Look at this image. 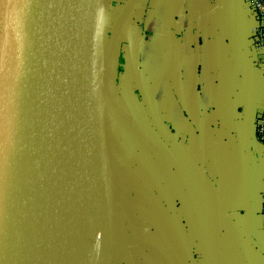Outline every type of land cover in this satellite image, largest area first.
I'll return each mask as SVG.
<instances>
[{
    "label": "crops",
    "instance_id": "1",
    "mask_svg": "<svg viewBox=\"0 0 264 264\" xmlns=\"http://www.w3.org/2000/svg\"><path fill=\"white\" fill-rule=\"evenodd\" d=\"M256 26L246 0H102L104 123L139 236L130 257L111 237L108 264H264Z\"/></svg>",
    "mask_w": 264,
    "mask_h": 264
},
{
    "label": "water",
    "instance_id": "2",
    "mask_svg": "<svg viewBox=\"0 0 264 264\" xmlns=\"http://www.w3.org/2000/svg\"><path fill=\"white\" fill-rule=\"evenodd\" d=\"M101 6L5 0L0 264H108Z\"/></svg>",
    "mask_w": 264,
    "mask_h": 264
},
{
    "label": "rangeland",
    "instance_id": "3",
    "mask_svg": "<svg viewBox=\"0 0 264 264\" xmlns=\"http://www.w3.org/2000/svg\"><path fill=\"white\" fill-rule=\"evenodd\" d=\"M105 97L106 95L103 93V103L104 105H107V97ZM118 118L119 117H115L112 119L110 117H106L105 119L107 128V144L110 149L108 158L110 162V190L112 197V240L114 241V245L118 244L117 242L119 240L124 246L122 247L128 252V257H130L129 255H131V253L136 249L133 248V244L137 243L135 240H138L139 236L132 235L133 230H131V223L129 220L132 216L131 211H133L132 204L134 199L133 196L129 194V190L133 188V185L129 179L131 174L126 170L128 167V161H125V159L123 161L119 160L118 150L116 149L118 141L116 139V131L113 129V123H115ZM113 154H116V156ZM115 247H117V245Z\"/></svg>",
    "mask_w": 264,
    "mask_h": 264
},
{
    "label": "built area",
    "instance_id": "4",
    "mask_svg": "<svg viewBox=\"0 0 264 264\" xmlns=\"http://www.w3.org/2000/svg\"><path fill=\"white\" fill-rule=\"evenodd\" d=\"M248 11L254 16L257 22L252 32V43L254 49L260 54V66L264 71V0H246ZM254 133L257 140L264 145V106L259 117L254 123ZM262 215L264 223V190L261 196Z\"/></svg>",
    "mask_w": 264,
    "mask_h": 264
},
{
    "label": "bare ground",
    "instance_id": "5",
    "mask_svg": "<svg viewBox=\"0 0 264 264\" xmlns=\"http://www.w3.org/2000/svg\"><path fill=\"white\" fill-rule=\"evenodd\" d=\"M100 6H101V0H95V7H96V9H99ZM100 66H101V64H100ZM102 79H103V77H102Z\"/></svg>",
    "mask_w": 264,
    "mask_h": 264
}]
</instances>
